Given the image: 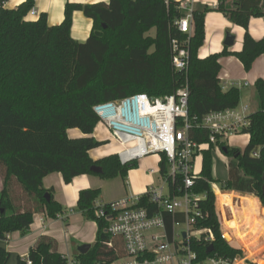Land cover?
Segmentation results:
<instances>
[{
	"label": "trees",
	"instance_id": "1",
	"mask_svg": "<svg viewBox=\"0 0 264 264\" xmlns=\"http://www.w3.org/2000/svg\"><path fill=\"white\" fill-rule=\"evenodd\" d=\"M5 2L7 0H0V242L7 241L15 232L27 235L35 214L45 213L49 219H57L63 213L51 190L42 186L45 176L60 173L63 182L69 184L81 175L124 179L128 171L136 168V163L121 165L116 155L96 162L91 160L88 152L102 145L91 137L100 122L94 107L137 94L164 98L175 94L187 82L189 116L201 119L210 112L236 108L240 103L238 88L223 90L221 86L219 59L234 56L244 71L249 72L255 60L264 56V36L254 40L247 29L251 18L264 16V0H217L216 8L194 11L186 73L171 67L170 41L184 40L185 36L174 27L182 13L172 4L167 6L165 0L67 3L62 23L52 27L47 25L44 14L35 21L27 20L32 0H26L15 9L4 8ZM213 10L243 28L242 49L236 53L224 49L220 54L200 59L197 51L204 41L205 14ZM76 11L92 21L90 35L83 43L70 35L72 15ZM254 89L256 111L249 115V126L242 132L248 136L246 145L241 150L220 145L221 154L228 157L227 179L214 180L212 152L215 145H209L201 153L200 172L190 190L204 196L199 203L202 219L198 227L213 232L210 256L231 261L242 258L243 253L221 238L215 211L218 193L213 186L214 194L212 185L222 192L254 196L264 207V81L257 79ZM71 129H78L83 137L69 138L67 131ZM189 136L199 145L208 143L209 133L205 129L194 128ZM257 149L259 158L251 157ZM93 166L101 167L103 173L93 174L90 171ZM159 175L167 177L164 155L160 158ZM100 195V189L78 193L77 211L97 225L96 239L88 252L73 255L79 264H108L121 254L120 240L110 237L106 233L105 219L95 215V203ZM137 207L153 210L147 194L139 198ZM247 209L255 215L263 212L253 198ZM164 218L166 227L170 228L172 216L165 214ZM222 227L226 241L231 245L237 243L246 259L264 263L258 248L260 240L264 247V222L256 221L252 238L233 233L228 224ZM207 247L208 244H193L200 260L207 257ZM8 259L9 253L0 247V264H6ZM27 261L65 264V257L58 253L54 239L41 236L29 249L27 257H18L16 264H27ZM234 264L245 263L238 259Z\"/></svg>",
	"mask_w": 264,
	"mask_h": 264
},
{
	"label": "built area",
	"instance_id": "2",
	"mask_svg": "<svg viewBox=\"0 0 264 264\" xmlns=\"http://www.w3.org/2000/svg\"><path fill=\"white\" fill-rule=\"evenodd\" d=\"M165 4L174 5L182 13L174 27L185 39L170 41V61L174 71L186 73L189 38L194 29L193 0H165ZM28 15L37 17V12L31 9ZM94 112L121 145L117 155L121 165L148 155L160 158L164 155L167 159V177L159 175L162 184L151 185L144 193L149 196L153 210L137 207L143 194L95 203V215L107 222L106 233L121 242L120 256L108 264H234L239 258L231 261L210 256L211 252L200 260L193 250L194 243L212 245L214 235L211 229L198 227L202 219L199 203L204 196L190 190L199 174L193 171L195 157L201 156L209 145H215L214 151L221 153L220 145L224 141L241 135L249 126L248 110L238 106L210 112L201 119L190 118L185 82L171 96L152 98L137 94L97 105ZM194 128L208 131V143L199 145L190 138L189 133ZM251 157L259 158V152H252ZM164 186L167 193H164ZM165 214L172 216L170 228L166 227ZM181 225L185 228L178 231ZM219 225L221 229L220 222ZM221 238L232 247L222 229ZM108 245L111 247L112 243ZM65 264L79 263L73 257H65Z\"/></svg>",
	"mask_w": 264,
	"mask_h": 264
},
{
	"label": "crops",
	"instance_id": "3",
	"mask_svg": "<svg viewBox=\"0 0 264 264\" xmlns=\"http://www.w3.org/2000/svg\"><path fill=\"white\" fill-rule=\"evenodd\" d=\"M25 1L26 0H7L3 7L6 9H15ZM32 1V9L37 12V17L32 18L30 15H27V20L35 21L41 14H44L49 27L58 26L62 23L64 19V7L67 3L81 5H92L100 2L107 3V0ZM216 7L217 0H193L194 11L202 12L205 8ZM91 28L92 21L90 19H87L81 12L76 11L73 13L70 30V35L73 40L79 43L85 42L90 35ZM247 29L249 35L254 40L258 41L262 39L264 36V16L261 18H251ZM204 32L203 44L197 51V57L200 59H204L213 54H220L224 49L229 53L240 52L242 49L244 36L243 28L232 24L223 14L215 10L205 14ZM227 32L234 37L233 45L229 48L223 45ZM153 33L154 32L151 31V35H153ZM219 64L221 70L218 79L223 90H227L230 87L242 89L250 86L253 87V95L249 99L248 104H243L240 107L246 108L249 114L255 112L257 105L254 83L257 79H262L264 81V56H260L255 60L249 72L244 71L242 64L234 56L220 58ZM231 68L237 71H229ZM67 135L69 138L83 137L80 131L74 130H68ZM244 136L248 141V136ZM91 137L97 142L102 143L101 146L95 148L98 150L97 152H99L97 157L91 156V150L88 152L89 157L94 162L110 155L117 156L122 149L121 145L113 138L110 130L102 122H99L95 126ZM256 151H258V149ZM219 154L221 155V153ZM159 162L160 157L158 155H148L132 162L136 163V168L128 171L125 177V195L104 200V196L102 197L101 193L96 202L108 203L126 197L144 194L151 185H155L153 177L155 174L159 175ZM139 166H146V171L141 177L138 176ZM101 180L93 176L81 175L75 177L69 184H65L60 173H51L45 176L42 180V186L46 190H51L53 199L63 208V213L57 219H49L45 213L35 214L27 235L20 236L19 233L15 232L8 236L7 241L0 242V247H3L9 253V259L6 264H16L18 257H27L29 249L41 236H48L54 239L57 243L58 253L65 257H73L78 247L81 245L91 246L96 239L97 225L95 222L85 218L81 212L77 211L78 193L81 190L99 189V184H103ZM215 186L216 185H214V187ZM1 187L2 183H0V190ZM216 189L219 193L217 199L215 195V211L220 224H228L229 228H232L230 230L235 234H245L252 237L251 234L256 227V221L260 220L264 222V217L253 213L250 214L247 209V204L249 200L253 198L261 208L259 200L254 196L233 191L222 192L219 190L218 186H216ZM220 195L222 202L218 203ZM235 200L238 201L237 204H235ZM232 247L243 251L237 243L232 245Z\"/></svg>",
	"mask_w": 264,
	"mask_h": 264
},
{
	"label": "rangeland",
	"instance_id": "4",
	"mask_svg": "<svg viewBox=\"0 0 264 264\" xmlns=\"http://www.w3.org/2000/svg\"><path fill=\"white\" fill-rule=\"evenodd\" d=\"M150 34H151V32H150ZM229 71H235L236 72L237 70H235V69L233 70L231 68V69H229ZM238 89H239V93H240V103H239V107H240L243 104H248L249 99L253 95V87L250 86L248 88H243V89L238 88ZM71 130L79 131L78 129H71ZM224 142H225L224 144L230 148L233 147V148H237V149L241 150L245 146V144L247 142V138L241 134V135H237L231 139H228ZM97 151H98L97 149L91 150L90 151L91 156L97 157L98 156L97 154L99 153ZM227 163H228V157H226L223 154L220 155L219 153H217L215 151L212 152V175H213L214 180H216V181H225L226 180L227 174H228ZM193 166H194V168H193L194 172L200 171V168H201V157H200V155H197L195 157ZM139 168L140 169L138 172V176L141 177L146 171V166H144V167L139 166ZM93 177H96V176H93ZM153 178H154L155 186L162 184L159 181V175L158 174H155V176ZM96 179L101 180L99 177H96ZM0 180H1V178H0ZM101 181L103 184L102 185L99 184L100 186L98 188L100 189V191L102 193V197L104 196V200H107V199L109 200L110 198H114L115 196H124L125 195V192H126V187L124 186L125 178L121 179L120 177H116L113 179L101 180ZM215 189H216V186H215ZM216 191H217V189H216ZM164 193H167L165 186H164ZM217 193H219V192L217 191ZM221 200H222V198L220 195L218 203H221L222 202ZM237 203H238V201L235 200V204H237ZM261 209L263 210L261 217H264V207L261 206ZM184 228L185 227L183 225H181V226L177 227V230L180 231L181 229H184ZM221 228H222V231H225V229L222 227V225H221ZM229 233L231 234V232H229ZM258 243L260 244V245H258L259 246L258 248L261 250L259 253L260 254L259 256H260V258H263L264 257V251H262V250L264 249V247L262 245V241L260 240ZM233 244H235V242ZM242 253H243L242 258H239V259L243 260L245 264H258L256 262L250 260V259H246V255H245L244 251H242Z\"/></svg>",
	"mask_w": 264,
	"mask_h": 264
},
{
	"label": "water",
	"instance_id": "5",
	"mask_svg": "<svg viewBox=\"0 0 264 264\" xmlns=\"http://www.w3.org/2000/svg\"><path fill=\"white\" fill-rule=\"evenodd\" d=\"M233 42H234V37L232 35H230L229 33H226L223 45L226 48H229L233 45ZM223 152L224 153L226 152L225 148L223 149ZM90 171L95 175H101L103 173L101 167H99V166L91 167ZM262 194L264 195V184L262 186ZM45 198H46V200H48V195H45ZM90 247H91L90 245H81L80 247H78L77 252L81 255L86 254L88 252V250L90 249ZM211 252H213V246L212 245L207 247L205 254L209 255Z\"/></svg>",
	"mask_w": 264,
	"mask_h": 264
},
{
	"label": "bare ground",
	"instance_id": "6",
	"mask_svg": "<svg viewBox=\"0 0 264 264\" xmlns=\"http://www.w3.org/2000/svg\"><path fill=\"white\" fill-rule=\"evenodd\" d=\"M230 229H232V228L230 227Z\"/></svg>",
	"mask_w": 264,
	"mask_h": 264
}]
</instances>
